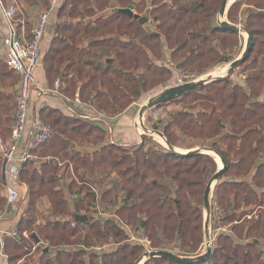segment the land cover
<instances>
[{
	"label": "trees",
	"instance_id": "16d2710c",
	"mask_svg": "<svg viewBox=\"0 0 264 264\" xmlns=\"http://www.w3.org/2000/svg\"><path fill=\"white\" fill-rule=\"evenodd\" d=\"M171 1L172 5L161 11L165 8V3L160 4L155 0H152L150 9L146 0H64L59 8L58 16L64 15L66 19L55 24L57 32L60 35L63 34L62 38H72L73 35L69 30L78 28L90 33L87 36L93 39L96 33L101 32L105 35L101 43L103 44L101 56L115 58L113 63L102 62L100 67L95 68L97 72L100 70L102 75L99 77L102 90H99L94 82V79L96 82L99 80L98 77L91 78L90 84L81 93L82 99H85L88 94V98H91L93 105L96 104L98 108L119 112L124 110L135 97L141 96L143 88H146L148 83L157 85L169 80L172 72L166 66L154 64L147 52V49H150L155 56H158L162 37L167 41L173 59L184 53L181 58L179 57L182 68L196 64L198 61L195 67L199 70L203 69L206 61L214 60L219 64L233 61L227 56H221L223 51L217 46L203 50V46L209 40H213L212 36L217 35L214 40L220 41L221 35H238V32L213 23L224 0H210L214 1L212 4L208 0L207 2L205 0ZM182 1H186L187 5L180 6L179 3ZM238 2L236 1L231 9ZM131 3H135L134 8L138 10V13L147 14L153 23L151 28L155 27L154 30L149 25H140L137 20L127 15L114 12V8L127 7ZM257 7L260 10L262 8L259 4ZM231 9L228 17H231ZM96 11L102 12L98 24L90 25L87 22L85 26H82L84 22L69 21V18L76 19L78 16L82 19L86 18L87 15L96 14ZM187 15H190L189 19L184 22ZM249 15L250 19H256L254 24L264 21V11H252ZM248 30L252 36V50L247 60L239 65V69L242 68L239 74L246 78L244 85L233 82L231 75H227L215 78L202 87L161 104L173 100L179 103L185 102L182 110L171 115V119L163 130H160L157 125L153 127L154 130H160L163 135L168 132L166 139L172 148L149 154L144 142L139 146H132V151L110 143L101 147L102 151L94 152L95 159L109 164L112 168L126 166L120 169L123 178L120 189L124 192V198L121 200L117 194L113 195L114 185L110 190L102 192V208L108 210L120 200L122 205L115 213L127 224L132 227L142 224L154 247L169 250L170 245L178 246L188 252L182 255L195 252L202 241L203 232L200 222L204 217V193L210 178L218 171V165L216 159L208 153L198 151L180 154L174 151V148L179 145L177 135L171 134L170 130L181 133L189 139L199 140V142L189 143L188 147L212 149L227 164L224 174L215 186L211 201H216L222 209L221 223L227 226L228 232L217 234L210 257L199 262L184 263L169 257L157 256L151 257L144 264H264L262 249L264 242V53L256 50L255 47V38L264 35V28ZM182 34H187V38H182ZM197 38L200 40L190 46L191 42ZM132 39H135L136 43L132 42ZM254 54L256 56H253ZM50 57L48 60L54 58ZM47 68L50 82L57 76H60L61 82L63 77L66 78L61 68L51 64L50 61ZM140 71L144 79L136 75ZM165 74L169 78H163ZM104 86L106 90H103ZM69 89L71 90L66 87V92L69 93ZM187 99H191L190 102H187ZM202 100L204 104L203 102L202 105L200 104L202 109L197 113L203 117L201 121L193 117L192 108L188 104ZM53 113L58 114V117L53 120L56 126L62 123L63 126L69 124V117L64 116L58 109L46 107L41 116L50 118ZM40 121L43 120L40 119ZM75 121L77 125L72 127V131L77 134L84 131L83 135L88 138L94 136L90 144L105 142L106 136L103 130L88 121L78 119ZM12 125L13 127L15 125V115ZM95 132L99 134L94 135ZM53 138L54 133L49 141ZM68 139L61 141L64 143L63 147L67 146L66 143H70ZM139 150L145 151L143 157L138 155ZM70 152V149L63 151L64 159L71 156ZM74 153L75 156L70 157L69 160H76L77 162H74L80 168L78 163L80 158L77 159L76 156L81 154L79 151ZM91 158L92 156H81V162L86 164L91 162ZM31 160L26 162L21 170V180L22 182L25 180L24 184L29 188L30 194L25 210V222L22 221L19 224L23 231L18 238L6 240L9 264H18L22 256L17 253L18 250L29 248V251H32V246L28 247L24 243L23 232L26 228L33 227L39 220L37 214L41 215L44 221L42 227H39L38 235L42 240L49 241L50 245L55 247V252H43L33 263L23 264L136 263L144 253V247L127 242L128 232L122 228L118 220L95 219L90 214L88 221H75V225H72L74 212L82 213L86 207H95L99 203L84 175H80V181L85 182L83 183L87 187L85 192L81 187L74 188L76 184L74 180L69 181L67 185L70 193L79 196L72 209L67 190L62 187L67 175L65 171L60 175L62 167L49 160L42 163L43 172L39 174L34 166L30 167L34 164L30 163ZM96 162H93L91 166L93 170L97 168ZM101 169L102 167L98 168L99 172ZM88 197L91 200L86 207L79 204ZM40 198L48 199L50 202V212L46 216L43 215L44 210L37 207ZM257 207H259L258 212L254 214ZM214 213L215 210L212 212L211 219ZM65 216L68 219L62 221ZM33 236L32 233L31 237ZM99 242L115 243L116 246L111 251H105L103 255H99L98 251L91 249ZM65 244H82L88 250L85 248L60 249ZM9 249L14 252L9 254ZM27 253H29L28 250L23 255Z\"/></svg>",
	"mask_w": 264,
	"mask_h": 264
},
{
	"label": "rangeland",
	"instance_id": "374dc122",
	"mask_svg": "<svg viewBox=\"0 0 264 264\" xmlns=\"http://www.w3.org/2000/svg\"><path fill=\"white\" fill-rule=\"evenodd\" d=\"M202 1H204V0H202ZM208 1L210 4H212L214 2V1H210V0H208ZM235 1H239V2L231 9V7L235 3ZM3 2L7 3V0H3ZM146 2H147V6H151L152 0H146ZM155 2L160 3V4L162 2L165 3L166 6L161 11L166 10V7L171 6L173 3L171 0H155ZM179 4H180V6H183V5H187V2L182 1ZM257 4L262 6L261 10L257 7ZM40 5H42V7L45 8L48 5V0H40ZM227 6H228V9L227 8L226 9L228 12L231 9V13H230L231 17H228V13H226L225 19H227L231 23L238 24V25H240L246 29H249V28H253V29L259 28L260 29V27L262 29L264 28V21H261L258 24H254L256 19H250L249 18V16H250L249 14L252 11L253 12L264 11V0H229ZM221 7H222V5H221ZM220 9L216 13L214 20H213V23H218V21L222 20V17L220 16ZM100 13H97V14L101 15ZM140 14L145 15L146 13H140ZM189 16L190 15H187V17L184 18V22L188 21ZM58 18H59V20L62 21L65 18V16L64 15H62L61 17L58 16ZM56 20H58V19L56 18ZM149 21H150V19H149ZM149 24L150 23H147L146 25H149ZM150 27H153V25H151ZM151 29L154 30L155 27L151 28ZM218 35H221V34H218ZM245 35L246 34L244 31H242L238 35L225 34V35L219 36L221 38L220 41L214 40V38L217 35L215 37L212 36L213 40H209L203 46V50L206 51L211 47L217 46V47H219V49H221L223 51L221 56H227L228 58H230L234 61L237 58H240L243 51L245 50L246 41H247V37ZM181 37L187 38V34H185V35L182 34ZM181 37H180V39H182ZM199 40H200L199 38L194 39L191 42L190 46L195 45ZM221 43H222V45H221ZM255 47H256V50H259L261 53H264V35H261L259 38H255ZM159 54L160 53L158 52L157 58L159 57ZM182 54H184V53H181L178 56L181 58ZM253 56H256V55L254 54ZM179 57H177L175 59L176 62L177 61L179 62ZM171 62H173V61H171ZM198 62H196V64H193V65H187V66H185V68L180 67V69L185 70V71H194V73H196L202 79H211V78L215 79V78L227 76L226 73L228 72L227 69H229L230 62L219 64L218 62H215L214 60L206 61L202 70H199L197 67H195ZM173 63H175V62H173ZM241 71H242V68L239 69V67H238L235 70V72L232 74L233 76L231 75V80L233 82L244 83L243 79L241 77V74H239V72H241ZM171 72H172V77L169 80H166L165 82L163 81L162 83H159L157 85H151L148 83L146 88H143V93L140 97L141 98L140 100L144 101V99H145V101L147 100L146 103L148 104L151 99L159 96L165 89L168 88V86H170V84L172 85V83L174 82V76L176 75L177 71L171 70ZM141 73H142L141 71L137 72L136 75L140 79H144L141 77ZM97 77L99 79V76H97ZM151 77H153V76H151ZM164 77L169 78L166 74L163 76V78ZM55 85L56 84L54 81L50 87H53ZM67 86H69L71 88V91H72L71 93L70 92L68 93L69 96H71V95L74 96V93L76 91L75 86L71 85V83H69L67 85L66 84L62 85V88H65ZM103 90H106L105 86L103 87ZM190 100L191 99H187L186 101L190 102ZM202 102L204 104L203 100L201 102H194L192 104H188V106H191V108H192L191 111L193 113L192 114L193 117L200 119L201 121L203 120V117H200V115H198L197 113L199 110L202 109L201 108ZM184 103L185 102L179 103V101L173 100V101L165 103L163 105L160 104L158 106H155V107H152L149 109H145L144 113L141 114V111L143 109V106H142V108L140 110V117H139L140 119L138 121V128H137L138 133L140 135V140H139L138 144H136V145L139 146L144 142L145 148H146V150L149 151V154L154 153V151H163L165 149H169L168 145L165 143L167 141L166 138H168V132L165 135H163V134L160 135L159 133H161L160 130H163L166 123L171 119V115L174 113L176 114L179 110L183 109ZM144 105H146V104H144ZM159 109H164L166 111V115L163 118L157 116V114H156V111ZM107 110H109V109H107ZM0 113H1L2 118L4 120L3 123L1 124V126L8 127V128L10 126H12V124H13L12 122L14 121L13 113L15 115V102L13 104L12 101H10V102H7V104H6V101H5L4 107L0 110ZM56 117H58V114L53 113L50 118H46L44 116L41 118L43 120V122L48 123L49 125L52 126L54 138L51 139V141H49L42 148L34 151L35 158L33 160H31V162H30V163L33 162L34 164L31 165L30 167L34 166L38 170L39 174H41L43 172V167H42L43 164L42 163H45L51 159L52 161L57 163L60 167H62V171L60 170L61 171L60 175H62L63 171H65L67 174L65 176L66 182L64 184H62V187L64 189L68 185L69 181L74 180L76 183L74 188L81 187L84 189L83 191L85 192L87 190V187H85L83 184L85 182L80 181V175H84L86 177L85 180L86 181L88 180L87 182H89L88 185L91 189V192L94 193L96 195V197L98 198L97 201H99V203H97V204H99V206L101 208L103 207L102 206V200H103L102 199V192L106 191V190H110L111 188H113L114 185H115V187L112 190L113 195L117 194L122 200L124 198V192L120 189V187H122L120 182L122 183V181H123V178L120 174V169L125 168L126 166H122L121 168H112L109 164L101 163L99 161V159H95L94 152H90V151H92V144H90L91 143L90 141L93 140L94 136L92 138H88V137H85L83 135L84 131L80 132L79 134H77L75 131H72V127L77 125V124H75L76 123L75 119H78V118H69L70 122L68 125L63 126L64 124L62 123L59 126H56L53 123V120H55ZM78 120L84 121V119H82V118H80ZM156 125L158 126V128L160 130H154L153 129V127ZM65 130H66V132H64ZM53 133H52V137H53ZM170 133L173 135L174 134L177 135L176 139L178 140L177 143L179 146H176L174 148V151H176L177 153L186 154L188 151H195V150L199 149L201 152L208 153L209 155L213 156L216 159V162L218 165V170L221 167H223V164L220 166V164L222 163L221 158L214 151L211 152V151L205 150V148H200V147H188L189 143L199 142V140H194L193 138L189 139V138L183 136L181 133L174 132V130H170ZM95 134L97 135V134H99V132H95L94 135ZM144 136H146V138H144ZM160 137L163 138L164 141L165 140L166 141L164 142ZM3 138L6 139L5 136ZM68 138L70 139V143H66L65 145H67V146L63 147L64 143H62L61 141H63L64 139L66 140ZM107 144H110V142H108ZM114 145H118V144H114ZM119 146L126 147L127 149H130L132 151V149H131L132 146L131 147L123 146V145H119ZM67 149L71 150V152H70L71 156H69V158L72 156H75L74 152H78V151L80 152L81 155L76 156L77 159L80 158L79 162H78L80 165V168L77 167V165L75 163V162H77L76 160H74L75 161L74 162L72 160H69V158L64 159L65 157L62 156V153L64 150L67 151ZM100 150L102 151L101 148H100ZM183 152H185V153H183ZM144 153H145V151L139 150L138 155L143 157ZM81 156H84V157L85 156H92L91 162H87L86 164L82 163L81 162ZM150 158L153 159L151 156H150ZM95 161H97L96 166H95L97 168H96V170H93V168L91 166L93 165V162H95ZM30 167H28V169H30ZM99 167H102L101 172H99V170H98ZM24 179H25V177H24ZM24 183H25V180H24V182H22V180H21L22 186H24V188H26L28 190V192H25L28 194L26 197V200H27L26 205H25V210H26V207H27L29 200H30V194H29V188L26 187V185ZM217 183H215V185H214V189L212 190L211 198L214 196L215 186ZM117 186H119V187L116 189ZM93 188H95L97 190V192H95ZM73 195L74 194H71L70 196H68L69 202H70V199H72V200L75 199V197ZM90 200H91V198L88 197V198H86V200H84L82 203H79V204H82V206L86 207ZM22 201H20L18 203L16 209L22 204ZM104 201H106V199H104ZM118 201L119 202H117L115 205L108 208V210H106V211L108 213H111V214L118 216V219H116V218H112V219L118 220L120 225L122 226V228L128 232L129 238H128L127 242L130 241L131 236L139 237L141 235H144L142 237H145L148 240V244H144V245L140 244L144 247V253L140 256V258L135 263V264H137V262L140 260V262L138 264H140L141 261H142L141 264H144L145 261L151 259L150 256L145 255L146 253H148V249L146 247H149L153 251H161V249L153 246L152 240L150 239L145 227L142 224L137 225V227H132L129 224H127L119 215H117L115 213L122 205V202L120 200H118ZM2 207H3V203H2V198H1L0 199V208H2ZM37 207H41L44 210L43 215L46 216L50 212L49 210H50L51 206H50V202L48 199L40 198L38 203H37ZM248 207H249V209H252L250 206H248ZM86 209H88V210L86 211ZM86 209L82 210V214H87V215L92 214L93 215L92 217L99 216L97 209H96V206L95 207H91V206L86 207ZM258 209H259V207H257L255 209L254 214H256L258 212ZM16 212H18V209ZM203 215H204L203 220L200 222L201 229L203 232L202 241H201L200 245H198L199 246V247H197L198 249L197 248H196L197 250L195 249L196 250L195 252H193L189 255H182V254L188 253V252H185V251H187L186 249L182 248L183 250H185V251H183L180 247H178V246L174 247L171 245L168 248H170L172 250L169 249V250H163V251L172 252L176 256H180V257H187V256L196 257L200 252V247L202 246V244L204 243V241L206 239L205 224H206V220H207V213H206L204 205H203ZM37 216H38L39 220H37V222L33 225V227L26 228V232H28V235H30V236L32 233L40 234L39 227H42V225L44 224L43 217L41 215H38V214H37ZM63 219L66 220L68 218H66V216H65ZM101 219H103V218H101ZM210 220L211 219L209 218V223H210ZM24 222H25V220H23V223ZM241 223H242V221H241ZM225 229H227V227H225ZM21 231H23V229L22 230L20 229V234H21ZM220 232H226V230L221 229ZM178 236H179V234H178ZM177 238L179 239L180 237H177ZM25 241L28 245L33 244V239L31 237L25 238ZM215 242L216 241H214V245H215ZM131 243H133V242H131ZM133 244H135V243H133ZM167 244H169V243H167ZM81 245L71 244V248L77 249V248L85 247V246H81ZM98 246H103L105 249H110V248L116 246V244L115 243H107V242H104V243L99 242L95 246H92V248L95 249L94 247H98ZM51 248L55 249V247H53V246H51ZM26 250H28L29 253L23 255V253ZM26 250L22 249V250L17 251L18 254L22 255L18 261V264H23L26 262L33 263L34 261H36V259L38 257L37 256L38 251L37 250L29 251L30 250L29 248H27ZM12 251L13 250L9 249L8 250L9 254ZM143 256H146V258L143 259Z\"/></svg>",
	"mask_w": 264,
	"mask_h": 264
},
{
	"label": "crops",
	"instance_id": "0c3cea01",
	"mask_svg": "<svg viewBox=\"0 0 264 264\" xmlns=\"http://www.w3.org/2000/svg\"><path fill=\"white\" fill-rule=\"evenodd\" d=\"M11 4H15L18 7L19 12H18L17 20L19 22L22 21L25 22L28 33L32 29L36 21L37 15L40 13V11L46 9L42 7V5H40V0H7V3H5V5L7 6ZM48 5H49V0H48ZM148 7L150 9L152 6H148ZM134 11L138 13V10H136L135 8ZM97 13H100V11ZM97 13L94 15L91 14L87 15L85 13L87 15L86 18L82 19L81 16H78L76 19L69 18V21L84 22L82 26H85V23L87 22L90 25H95L99 23L102 17V15H98ZM226 13H228V11ZM100 14H102V12ZM58 15H59V10L56 14L52 15L51 21L53 25L50 28L48 34L46 35L42 43V50H43L42 60L40 62L37 71L38 74L37 87L33 96L29 125L31 126L33 122H35L36 120H40L42 117L41 115L43 114L45 108L49 107L60 110L63 113V115L66 117L78 118V119L82 118L84 119V121H88L90 124L94 125L95 127H98V129L103 130V132L106 135L105 142H102V144L101 143L93 144L92 151L90 152H96L100 150V148L107 145L108 142L113 144L128 146V147L138 144L140 140V135L138 133L137 128H138V121L140 119L139 118L140 110L142 106L144 107V104H147L146 103L147 100L145 101L144 99V101L143 100L141 101L140 100L141 96L135 97L133 101L124 110L110 113L107 110L98 108L96 104L93 105L91 98H88V94L86 95L85 99H82L81 93L86 90V86L90 84L91 78L102 76L100 75V70H98L97 72L95 68L100 67V64H102V62L108 64L113 63L115 58L114 56L111 57L101 56V52H102L101 49L103 48V44L101 43H103L102 41L105 38V35L101 32L96 33L95 34L96 37L93 39L87 36L90 33H86L84 29L78 28L77 30H73V29L69 30V32H71L70 34L73 35L72 38H67V39L62 38L63 34L60 35L57 32V29L55 28V24L56 23L59 24L58 22H61V20H59L58 18ZM56 18L58 20H56ZM65 19L66 18H64L62 21H64ZM148 23H150L149 27L153 24L151 20L148 21ZM8 34H9V27L0 9V110L4 107L5 101L6 104L7 102L10 101H12L13 104L14 102L16 103V94L19 85V75L14 70L10 69L5 63L6 56H5V48L3 45V38ZM238 34L240 33L238 32ZM132 42L136 43V40L132 39ZM147 52L151 61L156 65L166 66L168 68L167 61L169 60L175 62L179 68L181 67L180 62H176L175 59L172 58L171 55L172 51L169 49L168 43L163 37L161 38V42H160V55L158 58L153 54V51H151L150 49H147ZM50 56L54 58L52 60H48V57ZM48 61H50V63L54 64L56 67H60L63 73L66 75V78L63 77L62 82L60 80L61 79L60 76H57L56 79H54L56 87L55 86L50 87L54 81L50 82L48 77V68H47ZM90 62H92V64ZM169 70L171 71V69ZM243 76L244 75H242L241 77L244 83L242 82L239 83L244 85L246 78H243ZM175 79H176V75L174 76V82L172 83V85L170 84L168 88L176 85ZM94 82L97 85V88L99 90H102L101 79H99L97 82L96 79H94ZM69 83L75 86L76 91L74 93V96L73 95L69 96L68 92H66V87L62 88V85L64 84L67 85ZM67 88L70 87L67 86ZM69 92L71 93L72 91L69 89ZM13 119H14V113H13ZM3 121L4 120L0 113V135L2 137L5 136L7 140L10 139L11 137L13 125L10 126L9 128L3 127L1 126ZM12 123L14 124V121ZM50 161L53 162L51 159ZM2 166L3 163L2 160H0V197L2 198V203H3V207L0 208V211L6 205V198L3 191ZM24 189L25 192H28L26 188ZM65 189L67 190V186L65 187ZM67 193L68 196L72 194L68 190ZM25 194L27 197L28 194L27 193ZM73 196L75 197V199L73 200L70 199V203H71L70 207H72V209L74 208L73 206L75 204V201L77 200V198H79L78 195L77 196L73 195ZM26 201H27L26 199H23L22 204L17 208L18 212H16L17 209L11 212V214L9 215V220L4 221L2 223L3 228H10L11 226L17 225L20 230L19 224L20 222L25 220L24 218L26 216L25 215ZM74 214L87 215V214L74 212L72 214L73 219H74ZM87 216L90 219V216L89 215ZM91 216L93 215L91 214ZM94 218L99 219L97 217ZM62 221H66V220L62 219ZM75 221L78 220L74 219L73 222L75 223ZM24 233L28 234V232L26 231L23 232V235ZM33 235H34L33 237H31L30 235H28V237L24 235V237L33 238V244H34L35 242H37L35 240V236L38 237L39 239L41 238L39 237L38 233H33ZM8 239L9 238H7L6 240ZM24 243L28 247L30 246L26 243V241H24ZM33 244L31 246H33ZM50 246L51 245L45 248L37 249V251L38 250L39 251L37 253L38 257L36 260H38V258L41 256L43 252L50 251L54 253L55 249L51 248ZM83 248L88 250V248L86 247ZM60 249L74 250L73 248H71V245L68 244L61 246ZM91 249L96 250L93 248ZM112 249L113 247L108 249V251H111ZM98 252L99 255H103L104 253L103 251H98ZM3 264H9L8 260L4 261Z\"/></svg>",
	"mask_w": 264,
	"mask_h": 264
},
{
	"label": "built area",
	"instance_id": "2783aa9c",
	"mask_svg": "<svg viewBox=\"0 0 264 264\" xmlns=\"http://www.w3.org/2000/svg\"><path fill=\"white\" fill-rule=\"evenodd\" d=\"M63 2L64 0H50L49 6L40 11L32 29L28 33L25 22H19L17 20L18 7L15 4L7 6L0 0V9L9 27V34L3 38L6 56L5 63L19 75L15 103V125L12 129L10 139L6 140L0 135V158L3 163V191L6 198V205L0 211V264L8 260L6 239L18 238L20 236V230L17 225L11 226L10 228H3L2 223L8 221L9 215L16 209L18 203L26 199L25 189L21 184L22 166L29 160L35 158L34 151L45 145L53 133L52 126L40 120H36L30 126L29 118L34 92L37 87V71L42 60V43L53 25L51 21L52 15L58 12ZM167 66L169 69L177 71L175 79L176 85L202 79L194 71L181 70L177 64L169 60L167 61ZM156 114L163 118L166 115V111L159 109L156 111ZM93 189L97 192L95 188ZM96 209L99 215L97 218L99 219H118V216L108 213L99 204L96 205ZM214 210V217L211 219ZM221 218L222 209L216 201H211V220L208 226L209 237L205 239L197 256L205 254L209 249H213L215 238L221 229L228 232V228L225 229L227 226L221 223ZM72 225L74 226L75 223L73 222ZM24 235L28 237L27 233H24ZM142 236L144 235L139 237L131 236L130 241L135 244H148V240ZM49 245V241L40 239L39 242L33 244L31 250L45 248ZM94 248L98 251H108L103 246ZM146 248L148 249V253L153 251L149 247ZM262 249L264 250V242ZM144 258L146 256H143Z\"/></svg>",
	"mask_w": 264,
	"mask_h": 264
},
{
	"label": "water",
	"instance_id": "95a60500",
	"mask_svg": "<svg viewBox=\"0 0 264 264\" xmlns=\"http://www.w3.org/2000/svg\"><path fill=\"white\" fill-rule=\"evenodd\" d=\"M228 5V0H224L222 7L220 9V16L222 17V20L219 21V25L228 29H231L235 32H239L241 33L242 31H244L247 34V41H246V47L245 50L243 51L242 55L240 58H237L236 60L232 61L229 65V69L226 75L230 76L232 75L235 70L239 67V65L243 62H245L247 60V58L249 57V54L252 50V36L251 33L248 29L243 28L242 26L238 25V24H234L231 23L230 21H228L227 19H225V13H226V8ZM134 6L135 3H131L130 5H128L127 7H117L114 9L115 13H120V14H124L127 15L135 20L138 21V23L140 25H144L146 23H148L149 18L147 15H140L138 13H136L134 11ZM214 78L211 79H200L198 81H194V82H188L185 84H181V85H174L171 86L167 89H165L159 96L151 99L149 101L148 104L144 105L141 114L144 113L145 109H149L155 106H158L166 101H169L170 99L176 98V97H180L182 95H184L185 93L195 90L199 87L204 86L205 84H207L208 82H210L211 80H213ZM160 135L162 133H159ZM167 145L169 148H172L171 144L166 141ZM205 150L208 151H214L212 149H208L205 148ZM200 151L199 149L195 150V151H188L187 153L190 152H198ZM201 152V151H200ZM220 158L223 164V167H221L209 180L206 189H205V193H204V207L207 213V220H206V224H205V230H206V238L209 237L208 234V226H209V218L211 215V194H212V190L214 189V185L215 183H217L222 175L224 174L226 168H227V164L224 161V159H222V157L216 152L214 151ZM74 219L81 221V222H85L89 220V217L87 215H80V214H74ZM181 228V226H180ZM180 236V235H179ZM178 236V237H179ZM35 240L37 242L40 241V239L38 237L35 236ZM48 250V249H47ZM212 254V250L209 249L205 254L200 255V256H196V257H191V256H187V257H180V256H176L175 254H173L172 252L169 251H151L149 253H146V256H150V257H157V256H164V257H169L184 263H194V262H199V261H203L205 259H207L208 257H210V255ZM142 259V258H141ZM140 262V260L137 262V264Z\"/></svg>",
	"mask_w": 264,
	"mask_h": 264
},
{
	"label": "bare ground",
	"instance_id": "6f19581e",
	"mask_svg": "<svg viewBox=\"0 0 264 264\" xmlns=\"http://www.w3.org/2000/svg\"><path fill=\"white\" fill-rule=\"evenodd\" d=\"M245 34H246V33H245ZM245 36L247 37V34H246ZM227 70H228V69H227ZM220 71H221V70H220ZM220 71H219V72H220ZM224 74H225V73H224ZM226 74H227V73H226ZM213 76H214V75H213ZM215 76H216V75H215ZM160 138H161V137H160ZM161 139L164 141L163 138H161ZM165 141H166V140H165ZM165 141H164V142H165ZM165 143H166V142H165ZM166 144H167V143H166ZM211 152H212V151H211ZM183 153H184V152H183ZM221 162H222V161H221ZM221 165H222V163H221Z\"/></svg>",
	"mask_w": 264,
	"mask_h": 264
}]
</instances>
